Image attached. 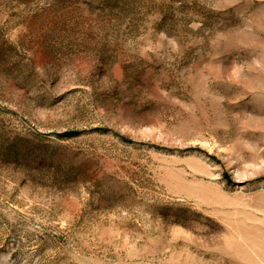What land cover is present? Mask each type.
I'll return each mask as SVG.
<instances>
[{"label": "rangeland", "instance_id": "rangeland-1", "mask_svg": "<svg viewBox=\"0 0 264 264\" xmlns=\"http://www.w3.org/2000/svg\"><path fill=\"white\" fill-rule=\"evenodd\" d=\"M0 264H264V0H0Z\"/></svg>", "mask_w": 264, "mask_h": 264}]
</instances>
